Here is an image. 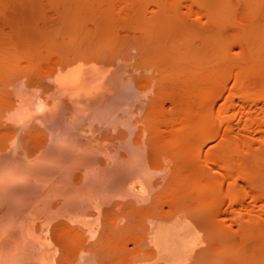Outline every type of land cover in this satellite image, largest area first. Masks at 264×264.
<instances>
[{
  "label": "bare ground",
  "instance_id": "1",
  "mask_svg": "<svg viewBox=\"0 0 264 264\" xmlns=\"http://www.w3.org/2000/svg\"><path fill=\"white\" fill-rule=\"evenodd\" d=\"M246 250L264 264V0H0V264Z\"/></svg>",
  "mask_w": 264,
  "mask_h": 264
},
{
  "label": "rangeland",
  "instance_id": "2",
  "mask_svg": "<svg viewBox=\"0 0 264 264\" xmlns=\"http://www.w3.org/2000/svg\"><path fill=\"white\" fill-rule=\"evenodd\" d=\"M221 251H228L231 252V254L236 253V250L226 246L222 247ZM258 263V256L254 251L246 250L244 251V256L242 258V264H257ZM233 264V263H230Z\"/></svg>",
  "mask_w": 264,
  "mask_h": 264
}]
</instances>
